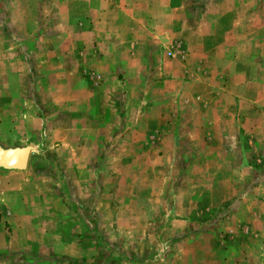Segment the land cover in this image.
I'll use <instances>...</instances> for the list:
<instances>
[{
  "label": "rangeland",
  "instance_id": "374dc122",
  "mask_svg": "<svg viewBox=\"0 0 264 264\" xmlns=\"http://www.w3.org/2000/svg\"><path fill=\"white\" fill-rule=\"evenodd\" d=\"M0 1V264H264V0Z\"/></svg>",
  "mask_w": 264,
  "mask_h": 264
},
{
  "label": "crops",
  "instance_id": "0c3cea01",
  "mask_svg": "<svg viewBox=\"0 0 264 264\" xmlns=\"http://www.w3.org/2000/svg\"><path fill=\"white\" fill-rule=\"evenodd\" d=\"M1 2V1H0ZM8 2H10L12 5L16 6L15 3L18 1L12 0V1H6L3 0L2 3L7 4ZM19 2L25 3V0H20ZM14 22L15 24H17L19 27H23L24 29V35H26V37H30L31 33L34 34V30L31 29V22L29 19H27L25 17V15H21L17 12H15L14 14ZM87 23L91 20V19H86L84 18ZM102 23L106 22V18L101 20ZM102 23H98V26H95L97 29H104L105 25H101ZM16 27V26H15ZM17 30V28H16ZM78 30V29H77ZM87 32L89 33L88 35L94 33V27L87 28ZM2 34V32H0V35ZM36 34V33H35ZM16 47L17 46H13L10 47L11 49V53L12 55L15 56V54H18V52L16 51ZM78 47V46H77ZM78 50V49H77ZM9 65V63H8ZM10 67L11 69H15L14 65L10 63ZM146 68V67H144ZM143 68V69H144ZM236 78V77H235ZM234 77H230L228 79V81L231 79L232 83L227 82L226 83V87L222 88V90H227V93H223L225 94L228 99V102L234 101V96H236L238 93H241L240 91V85H241V81H236ZM141 80V81H140ZM140 84L142 86V88L140 89L141 91V97H142V102L143 103H148V105L150 107H152L150 112L145 111V113H142V122H141V127H142V132L144 134H147L149 132L152 133L151 127L150 126L147 130L144 129V122L147 123V121L149 120L150 125L153 124V121H155L154 119L158 118L159 115H161L160 113H158L156 110H154V107L156 106L157 102H162L163 101V96L160 95V93H157V91L155 90L157 87V84H160L159 82L155 83V89L154 92L151 93V97L148 99L146 97V93H147V89L149 88V86H147L146 83V78L144 77V75H142V77L139 79ZM50 84V83H49ZM219 92V91H218ZM221 93V92H220ZM139 94V93H138ZM229 94H232L233 97H231ZM168 99V98H167ZM173 101L169 102L168 100H164L163 101V108H167L169 107V105L172 104ZM227 101H225L224 99H216V100H211L209 104L205 105V109L204 111H206V113H203L202 109L199 108L198 110L194 111L196 115H194V118L197 116V122L194 123V132L195 133H199V134H204L207 132V130H218L220 129V131H225V129L229 130L231 127H236V121L234 119V117H231L230 115H228L227 112H224L227 107H223L225 105ZM144 111V110H141ZM168 113V111L166 112V114ZM147 114V115H145ZM243 121V125L244 127H246L248 125V119L247 118H242L241 120ZM154 128V127H152ZM254 128V127H253ZM151 130V131H150ZM255 130V128H254ZM14 178L11 175L8 174H0V186L2 187H7V188H13V185H8L9 181L13 180ZM8 207V206H7ZM0 210H4V207H2V209Z\"/></svg>",
  "mask_w": 264,
  "mask_h": 264
},
{
  "label": "water",
  "instance_id": "95a60500",
  "mask_svg": "<svg viewBox=\"0 0 264 264\" xmlns=\"http://www.w3.org/2000/svg\"><path fill=\"white\" fill-rule=\"evenodd\" d=\"M31 149L0 147V168L5 170H24L28 164Z\"/></svg>",
  "mask_w": 264,
  "mask_h": 264
}]
</instances>
